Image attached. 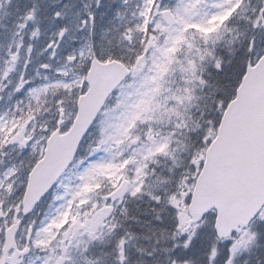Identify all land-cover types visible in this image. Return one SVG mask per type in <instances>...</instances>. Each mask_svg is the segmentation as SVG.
<instances>
[{"label":"snow or ice","instance_id":"obj_1","mask_svg":"<svg viewBox=\"0 0 264 264\" xmlns=\"http://www.w3.org/2000/svg\"><path fill=\"white\" fill-rule=\"evenodd\" d=\"M0 264H264V0H0Z\"/></svg>","mask_w":264,"mask_h":264}]
</instances>
